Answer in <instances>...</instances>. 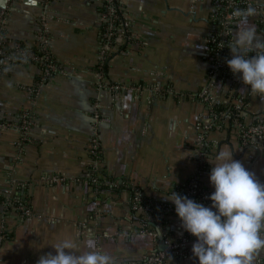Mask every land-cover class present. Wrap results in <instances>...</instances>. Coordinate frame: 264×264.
Here are the masks:
<instances>
[{
    "label": "crops",
    "instance_id": "obj_1",
    "mask_svg": "<svg viewBox=\"0 0 264 264\" xmlns=\"http://www.w3.org/2000/svg\"><path fill=\"white\" fill-rule=\"evenodd\" d=\"M215 2L118 0L136 40L117 41L101 85L96 71L101 0L8 4L1 26L9 44L35 47L43 17L58 69L44 85L38 84L39 69L27 61L0 70V123L9 125L0 129V196L29 201L26 208L5 213L0 208V264H36L39 256L54 254L51 246L64 239L82 253L89 234L112 264H142L145 253L158 251V237L137 233L138 217L126 189L136 190L143 200L172 205L165 197L172 191L179 194L197 178L211 193L209 161L219 152H232L264 185V147L244 149L211 126L198 99L211 70L205 40L213 30ZM245 17L261 43L260 28L249 15L235 24L232 34ZM114 86L123 88L117 92ZM212 94L240 105L246 122L264 123V98L248 91L239 74L230 72L225 82L215 83ZM26 114L31 125L22 141L16 128ZM201 136L198 157L195 141ZM93 140L100 148L97 163L90 154ZM96 171L105 191L91 181ZM51 177L62 182H45ZM165 220L169 234L180 238L178 218ZM166 264L197 261L186 254ZM254 264H264V251Z\"/></svg>",
    "mask_w": 264,
    "mask_h": 264
},
{
    "label": "clouds",
    "instance_id": "obj_2",
    "mask_svg": "<svg viewBox=\"0 0 264 264\" xmlns=\"http://www.w3.org/2000/svg\"><path fill=\"white\" fill-rule=\"evenodd\" d=\"M229 51L228 69L239 74L248 91L264 98V44L255 39L254 26L246 17L232 34ZM209 163L210 206L174 191L165 198L174 206L181 228L195 237L190 252L197 264H254L264 251V185L232 158V152H219ZM51 247L54 254L39 256L36 264H112V257L98 249L91 234L82 253L68 239Z\"/></svg>",
    "mask_w": 264,
    "mask_h": 264
},
{
    "label": "built area",
    "instance_id": "obj_3",
    "mask_svg": "<svg viewBox=\"0 0 264 264\" xmlns=\"http://www.w3.org/2000/svg\"><path fill=\"white\" fill-rule=\"evenodd\" d=\"M101 6L102 10L99 14L100 45L98 48L96 66L98 83L100 85L104 80L103 68L106 66V60L108 59L110 52H113V49H117V41L121 37L124 38L125 44H129L136 40V34L131 29L130 19L125 16L124 10L118 6V0H101ZM246 15L255 19V22L261 31V43L264 44V0H216L214 4V12L210 18L213 30L205 40L206 46L210 49L209 57L211 61V70L208 72L207 76L208 85L198 94L199 101L206 106L211 126L220 130L219 124H225L230 120L233 126V137L244 149L264 147V123L256 122L251 125V123L246 122L247 117L245 112L242 111V107L237 103H234L232 100L218 101L216 98H213L212 87L215 83L225 82L229 78L231 71L225 63L228 59L225 51L232 46V32L235 24ZM1 23L2 22H0V70L2 66H8L10 63L24 60L35 65L39 69L40 76L38 84H46V81L50 80L51 73L57 71L58 68L48 50L45 32L49 30V27L44 18L42 17L40 19L41 31L38 35L37 45L33 48H28L20 42H10V51L8 54H4L2 50L1 34L3 32ZM252 54L254 53H249V55ZM122 88V86H114L113 90L118 92L119 90H122ZM153 92H157V90ZM220 104H231L233 105L234 110L229 114L222 112L217 113L215 112L214 107ZM23 117L24 121H22V125L16 128V131L22 137V141H24L28 135L29 127L31 125V123L27 121L30 119V115L28 116L26 114V116ZM240 117L243 118L245 123L238 121V118ZM8 127V124L0 123V129H6ZM207 129L208 127H205V130ZM203 142V136L198 137L195 141L198 148L196 151L198 157L202 156L200 149L202 148ZM99 152V144L93 140L91 142L90 154L95 163H97L96 160L100 156ZM200 163L202 162L200 161ZM98 177L99 175L97 176V179ZM91 178L92 183H98L95 177L93 178L92 176ZM196 179L188 184L186 192V196L194 201L196 193L193 188L196 185ZM45 182L58 183L62 182V179L51 177L45 179ZM209 195V192L204 191L202 197L197 202L209 201L207 199ZM131 206L132 213L141 218L142 222L145 223H139L138 227H136L137 233L139 235H147L151 239L156 240L157 234L153 227L156 226L163 241V251H151L145 253L140 258L142 264H166L171 258H180L186 254L191 255L190 249L194 242L193 236L182 229L180 238L175 240L169 234V230L162 226L163 220L159 217V210L175 214L173 205H166L163 208L160 206L155 207L151 203H145L140 194L132 189ZM0 208L5 213V210H14L15 207L8 202L7 207L0 205Z\"/></svg>",
    "mask_w": 264,
    "mask_h": 264
},
{
    "label": "trees",
    "instance_id": "obj_4",
    "mask_svg": "<svg viewBox=\"0 0 264 264\" xmlns=\"http://www.w3.org/2000/svg\"><path fill=\"white\" fill-rule=\"evenodd\" d=\"M244 17V16H243ZM1 44H2V50H3V52H4V54H8V52L10 51V48H9V41H8V39L6 38V36L2 33L1 34ZM231 48V47H230ZM230 48H228V49H226V51H225V53H226V57L229 59V58H231L230 57V51H229V49ZM210 50V49H209ZM103 73H105L104 75H106L107 74V68H106V66L103 68ZM221 77V76H220ZM219 77V78H220ZM214 109H215V112H217V113H220V112H222V113H227V114H229L232 110H234L233 109V105H231V104H227V105H223V104H220V105H216L215 107H214ZM21 117H22V115L20 116V121L18 122V124H17V126L18 127H20L21 125H22V120H21ZM238 121L239 122H242V123H245L244 122V120H243V118H238ZM216 123H217V121H216ZM256 122L254 121V122H252L251 123V125L252 124H255ZM216 125H218V124H216ZM219 126H220V130H224L227 134H228V136H230V137H233L234 136V134H233V132H232V130H233V126H232V122L229 120V121H227V123H225V124H219ZM98 173L99 172H94L93 173V178L95 177L96 179H97V176H98ZM97 182H98V184L100 185L99 186V188H98V190H102V191H105L106 189H104V187L102 186L103 185V177L101 178V177H98V179H97ZM189 184V183H188ZM188 184H187V186H188ZM187 186H185L184 188H183V190L179 193V195H183V196H186V192H187ZM194 189V191H195V193H196V195H195V197H194V199H195V201L197 202L201 197H202V194H203V192L205 191L204 189H203V187H202V182L199 180V179H196V185H195V187L193 188ZM126 191H128L130 194L132 193V189L131 188H127L126 189ZM207 192V191H206ZM187 197V196H186ZM150 200H146V199H144V202L145 203H151V204H153V206H160V207H164V206H166V204H161V203H155V202H152V201H150ZM10 203L13 207H20V206H22L23 208H26L28 205V200L27 199H25L24 201H21V200H17V199H15L14 197H12V200H6L4 197H1L0 196V205H3V206H5V207H7V203ZM200 203H202L204 206H208V205H210V203L211 202H209V201H202V202H200ZM8 208H10V207H8ZM5 211H7V210H5ZM1 212V211H0ZM159 217L163 220V222H162V226L163 227H166V224H165V222H166V218H177V216L175 215V214H173V213H167V212H165V211H161V210H159ZM139 223H141L142 222V220H141V218H139L138 217V220H137ZM142 224H145L144 222H142Z\"/></svg>",
    "mask_w": 264,
    "mask_h": 264
},
{
    "label": "water",
    "instance_id": "obj_5",
    "mask_svg": "<svg viewBox=\"0 0 264 264\" xmlns=\"http://www.w3.org/2000/svg\"><path fill=\"white\" fill-rule=\"evenodd\" d=\"M11 1L13 0H0V22H1V16L3 14V12L7 9V6L9 3H11ZM156 230V234H157V237H158V251H163L164 247H163V241H162V236L159 232V230L157 229L156 226H153Z\"/></svg>",
    "mask_w": 264,
    "mask_h": 264
},
{
    "label": "rangeland",
    "instance_id": "obj_6",
    "mask_svg": "<svg viewBox=\"0 0 264 264\" xmlns=\"http://www.w3.org/2000/svg\"><path fill=\"white\" fill-rule=\"evenodd\" d=\"M3 18H1V22H2Z\"/></svg>",
    "mask_w": 264,
    "mask_h": 264
}]
</instances>
